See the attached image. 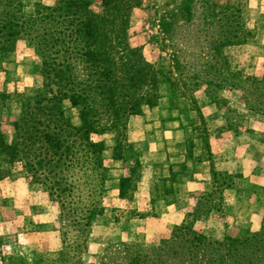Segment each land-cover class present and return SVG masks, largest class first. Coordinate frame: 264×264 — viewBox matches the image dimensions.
I'll return each mask as SVG.
<instances>
[{"label": "trees", "instance_id": "trees-1", "mask_svg": "<svg viewBox=\"0 0 264 264\" xmlns=\"http://www.w3.org/2000/svg\"><path fill=\"white\" fill-rule=\"evenodd\" d=\"M197 1H179L177 9L185 21ZM141 3L142 0H56L52 5L37 4L33 13L27 14L21 0H0V55L13 53L17 42L24 41L39 61L35 72L38 88L19 102V115L12 122L10 137L1 130L8 95L0 92V162L20 164L29 183L43 186L61 208L67 204L73 213H81L73 227L81 221L84 227H90L102 211L107 170L102 157L104 145L94 137L112 132L115 156L118 155L129 145V119L140 115L145 106H156L161 85L169 82L159 68L144 60L140 48L129 44L130 14ZM201 19L197 33L203 36L199 58L204 61L196 65L180 61L187 48L183 45L184 49L173 55L174 77L188 80L189 88L205 86L206 94L215 103L210 88L238 85L234 81L239 74L230 70L223 51L241 45L246 36L241 12L233 5L208 6L207 15ZM167 25L161 18L163 33ZM243 82L242 99L251 111L264 115V74ZM173 87L178 93L176 84ZM65 102L79 109L80 126L72 125L66 116ZM135 165L140 167L139 162ZM129 184V177L121 179L120 198ZM181 229L185 226L177 231ZM262 235L264 221L259 232L227 241L239 249L230 251L228 244L222 259L264 264ZM193 241L200 245L205 239L194 234Z\"/></svg>", "mask_w": 264, "mask_h": 264}, {"label": "rangeland", "instance_id": "rangeland-1", "mask_svg": "<svg viewBox=\"0 0 264 264\" xmlns=\"http://www.w3.org/2000/svg\"><path fill=\"white\" fill-rule=\"evenodd\" d=\"M179 1L181 0H142L141 5L134 8L130 14V46L140 48L144 60L149 65L159 68L162 75L169 80L160 87L161 97L171 98L173 107L178 108L177 112H192L194 116L192 121L198 123L199 118L202 120L203 116L197 105V93L202 92L209 97L206 94V87L189 88L188 80L179 75L174 77L173 55L176 54V50L184 49L182 46L186 45L187 48L183 51L185 53L182 52L180 61H191L194 65L201 64L204 59L199 58V46L203 36L198 35L197 32L203 14L207 15L208 6L238 7L245 30V41L241 45L227 47L223 51L230 70L239 74L234 81L238 85L233 88L227 86L217 90L210 88V90L213 91L211 95L215 101L214 105L228 118L231 129L235 132L240 129L251 130L250 128L258 125L256 120L259 114L251 111L246 105L242 99V91L245 87L243 81L247 78L259 79L264 74V0H198L194 3L188 21L184 20L181 10L177 9L180 5ZM37 4L46 5L40 0L28 5L24 4L26 13H33ZM161 18L168 23L166 33H163L160 26ZM28 48L32 50L31 47ZM18 54L0 55V92L8 95L1 130L7 137L13 133L12 122L19 115V102L22 98L33 95L39 85V78L35 74L39 61L34 53H32L34 61H30L29 51ZM174 79L178 82L175 83ZM174 84L178 93L173 87ZM183 85H186L185 88L182 87ZM209 99L211 100V97ZM63 106L72 125L77 126L75 119L79 120V109L72 107L68 102ZM198 127H204L206 130L205 123L202 127L201 125ZM256 137L264 141V136L256 135ZM94 140L103 143L104 151L111 150L113 160L125 164L124 170L126 177L130 179V184L124 192L125 201L114 200L109 194H112V190H119L121 180L115 181L110 169L104 164L107 179L101 198L102 211L93 218L90 227H84V221H81L79 226L73 227V221L76 217L79 220L81 213H73L67 204L61 208V204L53 201L43 186L29 183L20 164L8 165L0 162V264L239 263L236 260L231 263L222 259L227 253V245L231 244L227 241L236 240L246 233L259 232L264 219L253 228L239 226L234 234L229 229L231 221L228 213L222 209L221 196L214 194L211 200L205 198L201 202L197 214L193 216L189 214L178 226L157 234L155 214L159 213L160 207L159 205L154 207L156 199L148 202L142 201L140 197L139 200L134 199L135 192H139L141 181V166L135 165V162H138L135 159L130 160V153L134 152V144L127 138L129 145L118 151V155L115 156V137L112 132L95 136ZM174 174L173 172L171 177L166 179L169 183L165 181L164 185L162 183L161 189L158 188V182L163 179L158 178L163 175L161 172L154 182L155 186L151 188V194L157 197L160 191L162 194L169 193L174 187L172 184L175 180ZM215 174L218 184L228 185L232 181V177L223 172ZM80 183L82 187V180ZM211 209L220 212L219 218L223 220L225 229L223 234V225L219 221H217L218 225L211 223L215 226L212 227L214 235L208 236L200 232L197 219L203 221L201 217L208 215ZM140 220L142 221L139 222ZM181 226H185V229L177 231ZM194 234H200L205 241L198 245L193 241ZM260 239L263 241L264 235ZM215 243H220L222 246L218 247ZM231 247L230 251L239 249L232 244Z\"/></svg>", "mask_w": 264, "mask_h": 264}, {"label": "crops", "instance_id": "crops-1", "mask_svg": "<svg viewBox=\"0 0 264 264\" xmlns=\"http://www.w3.org/2000/svg\"><path fill=\"white\" fill-rule=\"evenodd\" d=\"M34 1L22 0L25 5ZM40 1L52 5L56 0ZM24 51H29V59L34 61L33 51L26 42L18 41L13 54ZM197 101L203 116L198 123L192 121V112H177L172 99L166 97H161L155 107L143 108V112L131 117L128 123L127 138L134 144L130 160L135 159L141 166L139 192H135L134 199L141 198L145 202L156 199L154 207H160L155 214L157 234L178 226L185 216L197 214L201 202L205 198L211 200L214 194L221 196L222 209L227 211L231 221L230 232L235 234L239 226L253 228L264 219V141L256 137L264 136V115H257L258 125L251 130L235 132L209 97L199 92ZM78 121L75 119L77 126ZM202 122L206 130L198 127H202ZM111 155L110 149L103 152L104 164L118 182L126 177L125 164L113 160ZM173 172V189L153 196L151 188L157 177L163 178L158 182V188L162 189V183H169L166 179ZM216 172L227 174L232 181L228 185L218 184ZM111 193L114 200L125 201L124 197H119V190ZM219 214L211 209L208 215L201 217L203 221L197 219L200 232L214 235L212 227L215 226L211 223L218 225L219 221L223 225ZM224 232L223 225L222 234Z\"/></svg>", "mask_w": 264, "mask_h": 264}]
</instances>
